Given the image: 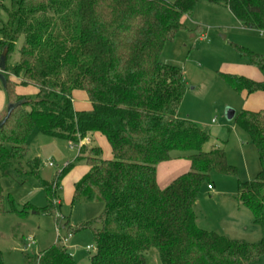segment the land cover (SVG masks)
<instances>
[{"label":"trees","instance_id":"16d2710c","mask_svg":"<svg viewBox=\"0 0 264 264\" xmlns=\"http://www.w3.org/2000/svg\"><path fill=\"white\" fill-rule=\"evenodd\" d=\"M9 1L7 21H0V64L5 61L0 74L12 107L0 128V217L47 214L59 227L57 196L72 164L53 182L40 180L48 200L42 210H21L10 199L7 211L2 180L39 179L40 162L28 169L23 164L34 130L77 145L99 134L109 143L112 159H103L100 147H80L77 160L89 171L75 184L71 204L96 202L104 211L78 229L67 219L64 224L69 234L91 230L96 251L89 264H147L151 249L158 251L161 264L259 262L264 257V110H244L236 120L257 149L261 170L255 181L239 182L235 199L250 212L262 240L253 244L201 229L202 187H214L213 172L237 171L228 163L226 145L206 151L208 132L179 116L187 86L182 70L161 56L201 1L229 9L244 29L264 33V0ZM19 42V61L11 65ZM240 51L263 81L221 77L240 94L264 93V56ZM27 89L34 90V99L21 94ZM76 92L87 95L89 111L75 109ZM175 152L186 155L191 170L161 189L157 167ZM24 259V264H80L59 240Z\"/></svg>","mask_w":264,"mask_h":264},{"label":"rangeland","instance_id":"374dc122","mask_svg":"<svg viewBox=\"0 0 264 264\" xmlns=\"http://www.w3.org/2000/svg\"><path fill=\"white\" fill-rule=\"evenodd\" d=\"M5 9H10V1L0 0L2 22L7 21ZM183 22L186 29L177 32L173 40L166 43L161 56L162 62L181 69L184 76L187 89L179 114L208 132L210 140L205 146L207 151L215 145H226L228 163L237 171L236 175L213 172L211 183L215 189L209 191L207 184L202 187L199 205L205 219L201 225L217 232L221 230L233 233V240L249 239L252 242L248 243H259L262 240L261 230L256 229L248 217L241 215L243 211L236 210L238 205L235 200L239 182L255 181L261 170L257 149L250 136L236 121L244 110L250 109L251 98L247 101L246 93L236 92L220 74L234 73L233 75L243 77L249 70H254L248 59L241 54L240 48L264 56V33L244 29L229 9L206 1L198 3ZM202 34L206 36L203 41L200 40ZM20 48L21 42L16 45L10 59L11 65L18 63ZM28 97L34 99L35 95ZM230 111L236 114L232 121L228 120ZM102 139L109 146L105 137L102 136ZM27 143L29 153L23 164L28 169L36 161L40 162L39 179L26 176L21 179L25 183L19 184L10 178H3L7 211L10 209V199L21 210L26 206L41 210L47 208L48 200L40 180L51 183L67 165L72 164L73 168L64 177L57 196L61 203L56 214L60 221L59 227L55 217L47 214L30 215L26 220L10 213L0 217L3 264H24L25 255L34 256L54 245L57 240L62 242L58 235L64 239L69 234L64 225L66 219L70 226L78 229L98 218L104 211V205L96 202L74 206L71 204L73 182L77 179L80 168L86 166L85 161L77 160L80 157L77 144L73 146L71 142L43 135L38 130L32 132ZM85 144L88 148L102 145L96 139ZM106 154L103 151L102 158L105 159ZM25 214L23 211L22 215ZM72 235L66 248L80 264H89L90 258L95 254L94 250L87 251L88 246L95 245L91 230L85 229ZM30 237H35L36 245L27 248V239ZM145 256L147 264H161L156 249H151ZM254 264H264V257Z\"/></svg>","mask_w":264,"mask_h":264},{"label":"crops","instance_id":"0c3cea01","mask_svg":"<svg viewBox=\"0 0 264 264\" xmlns=\"http://www.w3.org/2000/svg\"><path fill=\"white\" fill-rule=\"evenodd\" d=\"M205 39H206L205 34H202L200 40L203 41ZM231 74H234V73H231ZM243 77H247V78L252 79L256 82L263 81V77L257 69L249 70L248 73H246V75ZM21 94L28 96V95H34L35 92H34V90H28L27 89L26 91H23ZM249 98H251V105L248 108H250L251 110L250 109H246V110L253 111V112L264 110V93L263 92L256 93V94H253L250 96H246L247 101L249 100ZM74 102H75L74 106H75V109L77 111H89L91 109V104L89 103L87 95L83 92H76L74 94ZM256 104H258L262 108L257 107ZM254 106H256V107H254ZM7 113H8V104H7V100H6L5 90L3 88L2 83L0 82V121H2L7 116ZM179 116H180V114H179ZM181 118H183V117H181ZM95 139L102 144L100 147L102 149V152L103 151L107 152L105 160L112 159V151H111V147H110L109 143L107 142L109 146H106L105 142L102 139V136H100L99 134L89 135V137L84 141V144H85V142H88V143H91V141L94 142ZM214 147H219V146L215 145ZM214 147H212V149ZM104 148H105V150H104ZM175 154H180V155L174 156ZM185 156H186L185 154L183 155L181 153L175 152L172 154V159L170 161L165 162V163H161L157 167V183L161 189L167 188L177 178L188 173L191 170V162ZM88 171H89V168L87 166L80 168L79 175H78L77 179H75V181L73 182V192H74L75 184L78 181H80L88 173ZM214 189H215V186L213 187L212 190H209V189L208 190L213 191ZM73 192H72V197H73ZM218 195H220V193H218ZM71 201H72V198H71ZM236 202H237V200H236ZM237 205H238V207L236 208V210H238V212L243 211V212H241V215L248 217L249 220L252 221V225L255 226L253 224V219H252L250 212L245 207H243L241 204H239L238 202H237ZM198 208H199V211L201 213L199 201H198ZM204 219H205V217L201 213V219L198 222V225L201 229L208 231V232H214V233H217L220 235H226L232 239H235V237L233 236V233H229L227 231H221V230L217 232V231H214L213 229H210V227H202L201 223H203ZM255 228L259 229L256 226H255ZM244 229L247 230L246 227H244ZM261 238H262V234H261ZM242 240L246 241V242H252V241H249V239H242Z\"/></svg>","mask_w":264,"mask_h":264},{"label":"built area","instance_id":"2783aa9c","mask_svg":"<svg viewBox=\"0 0 264 264\" xmlns=\"http://www.w3.org/2000/svg\"><path fill=\"white\" fill-rule=\"evenodd\" d=\"M83 144H84V142H80L77 145V146H79V149H80V147H82ZM71 145L74 146L75 144L74 143H71ZM208 189L209 190H212L213 188L211 186H209ZM72 237H73L72 234H68V236L66 238L62 239L61 235H58V239H61L62 240V244L64 246H66V243H68L69 240H71ZM27 243H28L27 248H31L32 246H35L36 245V239H35V237H30L29 239H27ZM93 250L96 251L95 246H92L91 245V246H88L87 247V251H93Z\"/></svg>","mask_w":264,"mask_h":264},{"label":"water","instance_id":"95a60500","mask_svg":"<svg viewBox=\"0 0 264 264\" xmlns=\"http://www.w3.org/2000/svg\"><path fill=\"white\" fill-rule=\"evenodd\" d=\"M4 70H5V61H4V58H2L1 59V64H0V73L1 72L3 73ZM0 82L2 83L3 87H5V78L3 77L2 74H0ZM11 111H12V107L10 106L8 108L7 116L2 121H0V128L5 124V122H6L7 118H8V115L10 114ZM235 116H236L235 112L230 111L228 113V120L232 121L235 118Z\"/></svg>","mask_w":264,"mask_h":264}]
</instances>
